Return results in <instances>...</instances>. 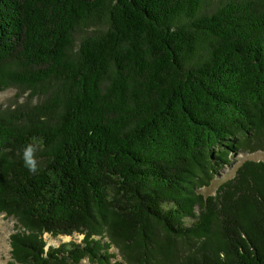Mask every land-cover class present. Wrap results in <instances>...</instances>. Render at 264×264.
I'll list each match as a JSON object with an SVG mask.
<instances>
[{"label": "trees", "instance_id": "trees-1", "mask_svg": "<svg viewBox=\"0 0 264 264\" xmlns=\"http://www.w3.org/2000/svg\"><path fill=\"white\" fill-rule=\"evenodd\" d=\"M7 88L8 264H264V0H0Z\"/></svg>", "mask_w": 264, "mask_h": 264}, {"label": "rangeland", "instance_id": "rangeland-1", "mask_svg": "<svg viewBox=\"0 0 264 264\" xmlns=\"http://www.w3.org/2000/svg\"><path fill=\"white\" fill-rule=\"evenodd\" d=\"M24 100V95H19L18 91L15 88H7L3 91H0V106H6L8 104H13L14 102H21ZM264 159L263 151H255L252 153L242 152L237 154L231 165L222 168L216 176L212 179L209 186L203 187L201 191L204 194H212L217 186L231 178L234 175L236 167L244 160H260ZM14 220L11 217H7L4 214L0 213V264H8L10 260V243L9 236L10 233L14 230ZM44 238L47 244L56 245L61 241H67L69 239L80 240L81 235L72 234L71 236H58L52 237L49 234H44ZM80 264H98L90 263L87 259L80 261Z\"/></svg>", "mask_w": 264, "mask_h": 264}, {"label": "clouds", "instance_id": "clouds-1", "mask_svg": "<svg viewBox=\"0 0 264 264\" xmlns=\"http://www.w3.org/2000/svg\"><path fill=\"white\" fill-rule=\"evenodd\" d=\"M40 148V144L30 142L22 150L23 166L33 175L38 174L40 171V163L37 159V153L40 151Z\"/></svg>", "mask_w": 264, "mask_h": 264}]
</instances>
